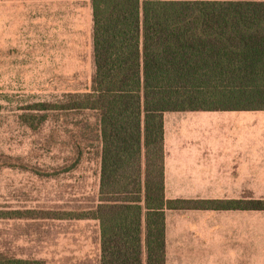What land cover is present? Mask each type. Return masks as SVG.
I'll list each match as a JSON object with an SVG mask.
<instances>
[{
	"label": "trees",
	"instance_id": "obj_1",
	"mask_svg": "<svg viewBox=\"0 0 264 264\" xmlns=\"http://www.w3.org/2000/svg\"><path fill=\"white\" fill-rule=\"evenodd\" d=\"M89 1V90L25 110L98 114L97 205L65 216L98 222L99 264H165L166 210L225 206L165 200L163 114L264 111V1ZM238 207L263 211L264 201ZM0 264L41 263L0 256Z\"/></svg>",
	"mask_w": 264,
	"mask_h": 264
},
{
	"label": "rangeland",
	"instance_id": "obj_2",
	"mask_svg": "<svg viewBox=\"0 0 264 264\" xmlns=\"http://www.w3.org/2000/svg\"><path fill=\"white\" fill-rule=\"evenodd\" d=\"M93 73L87 2L0 0L1 257L97 264L98 222L65 215L95 208L98 114L25 110L87 92Z\"/></svg>",
	"mask_w": 264,
	"mask_h": 264
},
{
	"label": "crops",
	"instance_id": "obj_3",
	"mask_svg": "<svg viewBox=\"0 0 264 264\" xmlns=\"http://www.w3.org/2000/svg\"><path fill=\"white\" fill-rule=\"evenodd\" d=\"M81 1L88 4L92 41L91 4ZM100 153L99 147L95 206ZM163 195L165 200L220 201L225 206L211 210L181 205L166 210L165 264H264V210L238 207L242 202L264 201V111L165 112ZM97 247L99 264V230Z\"/></svg>",
	"mask_w": 264,
	"mask_h": 264
}]
</instances>
